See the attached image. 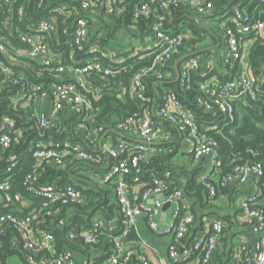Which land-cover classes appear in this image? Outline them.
<instances>
[{"label": "built area", "instance_id": "2783aa9c", "mask_svg": "<svg viewBox=\"0 0 264 264\" xmlns=\"http://www.w3.org/2000/svg\"><path fill=\"white\" fill-rule=\"evenodd\" d=\"M18 1L0 0L1 30H6L10 34L17 33L18 39L28 45L29 49L17 48L5 33L0 32V51L7 58V62L4 60L0 62L1 89L6 86H19L21 99L28 101L51 95L53 107L58 112L68 105H74L80 109L89 108V101L84 92V90L88 91L85 77L94 72H100L106 78L114 77L120 71L107 66L104 59L118 60L119 53L116 50L93 46L89 49L92 57L82 62L77 60V52H84L88 47L93 18L100 14L104 17V14L109 16L121 14L124 10L122 5L124 0H20L15 11ZM259 1L264 3V0ZM31 5L35 8L45 6L48 16L38 20L34 17L28 19ZM182 7L190 8L194 12L193 16H210L215 10V0H139L134 6L132 13L134 25L141 18H149L154 14L158 20L154 27L153 42L150 48L143 52L154 56L153 64L136 70L131 77V87L135 98L143 105L148 106L152 101V97L148 94L147 78L155 76L157 80H163L165 73L162 68L172 61L187 38L186 28L176 33L165 29L166 21L175 10ZM100 9H102L101 13L98 12ZM219 14L223 15L221 29L226 43L223 62L229 68H234L238 64L239 67L233 74L232 80L217 81L216 87L206 83L207 79L202 86L207 97H199L198 102L202 109L224 115L223 126H225L234 119L237 100L248 99V101L257 102L264 96L262 80L255 75L249 64L243 61L242 50L245 42L253 43L258 37L264 39V19L250 14L239 4L231 7L230 14H223L221 10ZM248 36L252 38L245 40ZM61 37L67 40L60 41ZM54 40L57 45H72L68 60L70 64L62 63L55 67L54 64L60 57L57 55L58 52L56 56L54 55L52 47ZM138 54L137 51L135 55ZM183 62L180 79L181 86L184 88L191 71H201V62L197 56H192ZM24 69L32 71L37 77H41L44 70L50 76L55 72L57 74L70 72L76 79L75 82L59 84L51 91H46L43 84L29 80ZM203 75L208 78L209 74L204 72ZM93 90L96 93L99 88L95 87ZM15 104L19 105L18 102ZM262 109L264 111V105ZM156 115L173 123L183 133L185 144L197 159L209 158L210 167L202 174L201 180L211 197H216L220 188L227 187L236 180L246 182L249 175L258 178L260 189L244 199L242 203L243 211L249 219L255 221L260 232L256 252L254 255L246 256L244 264H264V167L261 164H238L230 172L217 176L223 166L220 145L207 132V129L202 130L196 111L186 105L175 91H168L163 96V103L156 111ZM92 116L79 124V127L85 130L88 140L96 138L105 131L104 126L94 127L93 124L86 122L95 118L93 110ZM52 118L54 117H50L46 112H39L36 115V121L42 129L53 124ZM157 127L158 119L152 116L149 106L142 112L130 115L123 125V130L137 133L141 141H118L105 152L108 159H105L101 153L88 150L80 142L70 139L52 141L44 138L34 139L30 145V151L35 159L36 168L26 176V191L47 200L42 208H35L28 214L19 215L10 212L0 215V233L7 226H11L21 234L27 248L36 253L43 249L52 252L51 257H45L40 261L30 258L31 264H74L72 254L67 249L54 255L56 253V250H53L56 242L54 231L41 228L40 225L44 223L42 215L44 210L48 211L47 207L53 208L58 216L61 206L80 202L84 195L72 184L64 186L41 184L40 174L37 172L43 165H64L71 157L75 161L103 166L100 170L103 172L101 180L113 189L117 209L112 219L96 218L88 230L70 231L68 237L70 241L82 240L94 246L99 241V233L102 229L108 227L114 231L118 229V233L111 236L113 253L108 258L107 264H130L134 257V249L129 245L131 241L129 237L136 229L139 218L144 215L154 232L170 235L173 240L166 259H145L142 264H184L189 255L199 251L200 264H211L218 240L223 233L222 221H215L208 233L200 235L193 246L185 248L183 240L196 220L192 207L186 202L185 185L176 188L172 186L173 171L171 170L159 173L149 169L148 182L136 175L143 165H151L155 157L174 152L170 147L153 146L150 142ZM23 129L9 114H4L0 119V153L2 156L7 155L5 171L8 174L3 179L0 178V198L8 205L17 203L21 205L25 200L31 201L23 194L12 191V174H10L19 165L14 148L22 142ZM107 166L108 169H104ZM215 179H218L217 183L214 182ZM160 195H165L166 201H170L173 207V220L166 226H162L158 218L164 205V201L159 198ZM153 196H155L154 201L150 203L149 200ZM69 222V219L60 218L52 226H64ZM0 264H3L1 260Z\"/></svg>", "mask_w": 264, "mask_h": 264}, {"label": "trees", "instance_id": "16d2710c", "mask_svg": "<svg viewBox=\"0 0 264 264\" xmlns=\"http://www.w3.org/2000/svg\"><path fill=\"white\" fill-rule=\"evenodd\" d=\"M137 2H139V0H124L122 4L124 7L122 15L119 18L111 16L112 18H115L110 21V25L108 24L105 27V30L108 31L107 34L103 37H99V35L92 36V41L95 43L87 47L86 51L77 52V60L85 62L88 58H91L92 55L89 53V49H91L93 46H98L101 49H108L107 46H109L111 40L113 41L112 37L114 36V34L118 32V30H121L122 28H128L131 24H133L134 21L132 20V13ZM19 3L20 0L15 5V11H17ZM234 4H239L250 14L264 19V3H261L259 0H215V9L217 11L221 10L223 14H230V9ZM30 11L31 13H28V19H32L34 17L38 20L40 18L48 16L47 10H45V6L41 8H35L33 7V5H31ZM193 15L194 12L190 8L182 7L175 10L169 20H167L165 23V29L172 33L182 31L186 28L188 30H191L190 32L192 34V37L186 38V40L184 41V45L178 52L175 53L174 58L172 59V61H170L171 64L175 61L176 58L186 54V49L188 46L195 45L196 43L202 41L204 37L209 34V32L203 29L200 24L190 18ZM1 18L2 16L0 17V19ZM157 22L158 20L156 14L152 15L149 18H141L140 20L135 22V25H137L138 29L137 32L134 33V36H138L140 39L148 36L154 37V27ZM1 28L2 26L0 25V32L5 33V35L9 37L11 42L17 48L29 49L28 45L24 44L18 39L17 33L10 34L6 30H1ZM250 38L252 37H245V40ZM64 40H67V38H64ZM59 47H61V49L58 48V51H56V53L58 52L61 57L55 62V67L62 63H69V56L72 52L71 44H67L64 46L59 45ZM113 48H115V45H113ZM141 55L142 53H140V55L132 56L130 59H126L123 61H109L107 59H104V63L107 66L120 71L114 77H103L102 73L100 72H94L93 74L89 76L87 75L85 77L86 81H91L93 84V87L90 91L84 90L86 96H91L93 94L92 90L95 87H100L101 89L99 99L93 101V111L95 118L92 121L88 120L86 122L90 123L91 125L93 124L92 126L94 127L104 126L105 129L121 127L123 129V125L128 117L135 112H142L143 110H146L148 106L149 109L152 110V106L156 101H158V103L155 107V111L159 109V107L163 103L164 93L161 89V85H159L158 90L161 96L159 98L156 96L153 87V82H155V79H153V77H148L146 80L148 94L152 97L151 103L149 105L147 104L148 106H146L145 104L143 105L135 97L132 98L130 94H127L124 97H120L118 96V92L113 90L120 84V81H122L125 86H129L131 83L132 74L136 70L148 67L153 64V55L146 54L147 56L145 57ZM247 59L248 64L255 75L259 77L260 80H262V89L264 90L263 38L258 37L251 44ZM1 60L7 62V58L0 51V62H2ZM238 67L239 64L233 68V74L236 73ZM172 70L174 71L173 67ZM24 73L29 80L43 84L46 91H51L53 87L55 88L59 84H64L69 81L75 82V80H72L71 77L66 75L65 73L57 74L55 72L50 76V74L46 70H44L41 77L34 76L32 71L27 69H24ZM174 79H172L171 81L169 80L168 84H164L163 86H167L169 91L172 90L177 92L181 100L196 111L202 130L207 129L205 128L206 125H204L206 122L210 123L211 127L207 129V132L213 138H215L220 145V151L223 158V166L217 176H223L227 172H230L232 168L238 164H261L264 167V111L262 109V106L264 105V96H262L261 99L257 102L248 101V99L237 100L235 103V113L233 121H231L230 124L223 126V124H221L220 122L225 121L224 115H222L221 113L206 112V110L202 109L198 102L199 97H207L203 92L202 83H204L208 78L204 76L201 71L192 70L189 79L185 83L186 86L184 88L181 86L182 80L180 78L179 80ZM19 90V86H6L0 90V119L4 114H9L17 120L18 126L20 128L29 129L25 132L21 144L14 148V152L18 156L19 165L15 169V171H12V173L10 174H12V191L21 193L25 196V198L31 199L33 205L31 208L24 210L20 208L19 203L8 205L5 201H3V199L0 198V215L10 212L24 215L30 213L35 208L40 209L43 207V204L47 199H43L37 194L29 193L26 191V176L36 168L35 159L31 155L30 151L31 143L34 141V139H46L48 135L52 136L55 140L70 139L72 141L78 142L77 138L80 136V133H78V129L76 130V127L80 123H84L83 121L87 120L88 118V112L85 114L83 110L80 112V114H71L69 113V111L64 113L65 109L69 110V108L64 107L65 109L63 108L59 112V128H57L56 125H51V127L47 129H42L39 127L36 121V116L34 115L35 109L29 107V111H27L21 104L16 106L14 102V96L17 95ZM154 118L158 119L157 115ZM215 125L219 126L215 127ZM84 135H86V132L84 133ZM88 142H90V140H88ZM84 145L85 148L89 150V147L86 144ZM164 146L170 147L174 150V148L171 146V143H166V145ZM160 156H163V154L155 157L151 165H143L141 170L137 172L136 175L141 176L142 179L148 182L149 169H154L159 173L164 171V165H162V167L160 166L165 160L163 161V158ZM6 165L7 155L2 156V154L0 153L1 179H3L4 176L8 175L5 171ZM74 165L75 163H71L70 159H68L64 165L51 164L49 166H41L37 170V172L40 174V183L59 186L72 184L80 189L84 196H92L93 194H97L94 189H85L81 182H77L71 179L70 175L68 174V170L71 169ZM194 172L195 170H193L191 172V175L189 176L188 183L186 184V190H188L189 192V190L196 189L200 192L201 195L202 190H204L206 186L201 179L198 180L197 183V176H195ZM72 173L76 175L74 169H72ZM77 176H79L78 178L81 179L85 178L78 174ZM217 180L218 179H215L214 182L217 183ZM227 187L220 188L218 192ZM98 202L100 203V201L98 200L96 202H93V205H84L82 203L76 202L71 205L61 206L58 216L53 208L50 209V207H47L50 213L47 211V209L44 210V213L42 215L44 223H42L40 226L41 228H47L54 231L56 237L55 243L58 247L54 255L65 250L64 247L67 246L66 241L68 240L66 239V237H64L65 232H68V230L80 232L78 226H81L80 222H82V214H80V212H76L74 214V217L72 218V209L75 207H78L83 211L86 209H93L98 204ZM107 205L108 199L100 205L99 209L103 210L104 216L107 219H112L115 216L117 208L114 209V207L112 206L104 207ZM97 211L98 209H95L93 212H90V222ZM67 212H71L69 218L70 222L68 225H64L62 228H50L52 226V223L56 224L60 218L66 216ZM91 225L92 222L90 226ZM115 233H118V229L114 231L109 227L106 229H102L99 233V241L94 246L102 250L100 255L101 258H98L100 264L108 259L113 253L111 236ZM136 237L137 236L134 234V231H132L129 240H134ZM71 242L72 241H69V243ZM74 242L89 246V244L84 243L82 240ZM199 252L195 253L198 254ZM14 254H19L27 264H31L29 260L30 258H33L35 261H40L45 257H51L53 255L52 252L47 249H43L36 253L33 250L27 248L24 244V240L21 234L13 227L7 226L5 230L0 233V260L4 264L6 262V259ZM98 263L99 262H95L94 264ZM240 264H244V260Z\"/></svg>", "mask_w": 264, "mask_h": 264}, {"label": "crops", "instance_id": "0c3cea01", "mask_svg": "<svg viewBox=\"0 0 264 264\" xmlns=\"http://www.w3.org/2000/svg\"><path fill=\"white\" fill-rule=\"evenodd\" d=\"M102 9L98 12L101 13ZM210 15V18L214 17L216 14H219L220 11L217 13ZM105 17L102 18L101 14L96 15L93 18L91 31L89 36V43L88 47L93 45L92 36L99 35V37H103L107 34L108 31L105 30V27L109 24L112 19L115 17H120L122 15L119 14L112 18L109 15L104 14ZM195 17V16H193ZM191 18V17H190ZM193 19V18H191ZM209 18H205L203 23L212 27V24L209 22ZM195 21V20H194ZM96 25V26H95ZM137 25L131 24L128 28H122L118 30L114 34L113 41L111 40L109 46H107L108 50H116L120 58L117 61L128 60L132 56H135V53H142L143 57L149 55L144 54L145 49H149L154 37L148 36L140 39L138 36H134V33L137 32ZM214 30V34L210 33L204 37V39L195 45H190L186 49V54L194 52L193 56H197L201 62V72L202 74L208 73V82L213 84V87H216L217 81H230L233 79V68H229L223 62L224 54H225V40L222 36V29H216L212 27ZM187 38L192 37L191 30L187 29ZM59 35L57 34V37ZM64 40L61 37L60 41ZM250 42H245L242 46L244 58L243 61L248 63V52L251 48ZM115 45V48H113ZM52 47L54 55L56 56V51H58L59 44H56V41H52ZM210 50L201 51L203 48H210ZM138 54V55H139ZM61 57L60 54H57ZM142 57V58H143ZM60 59V58H58ZM184 64V62H182ZM182 66V65H181ZM174 68V71L172 70ZM165 73V77L163 80H157L155 76H150L155 79L153 82V87L156 96H161L158 86L161 85V89L164 95L169 91L167 86H163L164 84H168L169 80L172 79L176 80L177 72L174 67V62L171 64L170 62L162 68ZM66 75L70 76L72 80H75V76L72 75L70 72H66ZM65 75V77H66ZM149 77V78H150ZM167 79V80H166ZM120 84L114 88L113 90L118 92V96L124 97L127 94H130L132 98L135 97L134 91L131 87V83L129 86H125L122 81L119 82ZM0 82V89L2 88ZM204 83H202V86ZM88 90H91L93 84L91 81H87ZM98 92H94L91 96H87L88 99V107L85 109H79L76 106H67L65 108L64 113L69 111V113H77L83 110L85 114L88 112V119L92 116L93 110V101L99 99L101 89L100 87ZM15 101L18 104L25 107L27 111H29V107L35 109L34 115L36 116L39 112H46L49 114L50 117H54V122L52 125H56L59 128V115L60 111H56L53 107V100L51 95H47L44 97H40L35 101H28L21 99L20 92L18 91L17 95L14 96ZM91 106V107H90ZM153 108V106H152ZM152 116H156L155 108L154 110H150ZM154 112V115H153ZM93 117V116H92ZM206 122V121H205ZM204 125L205 128H210V123L206 122ZM65 126V125H63ZM219 125H215L217 127ZM51 127V126H50ZM26 128V127H25ZM49 128V127H48ZM47 129V128H46ZM78 129V133L80 136L77 138L78 142L81 144H86L90 150L96 151L97 153H101L105 159H108V156L105 155V152L108 151V148L115 145L118 141L127 140L130 142H140L141 139L139 138L138 134L135 132H125L121 127L119 128H106L105 131L100 133L96 138L90 140L86 139V135H84L85 130L80 128L79 125L76 127ZM29 129H23V137L25 132ZM48 141L55 140L52 136L48 135L46 138ZM153 146L158 145H166V143H171V146L174 148V153L169 154L165 153L163 156V161L161 166L165 170L173 171V178H172V186L174 188L181 187L188 183L189 176L191 172L195 170L194 174L197 176V183L198 180L201 179L203 173H205L210 167V161L208 157H202L197 159L193 153L190 151L188 146L184 142L183 133H181L177 127L169 122L166 119L158 117V127L155 135L152 137L150 141ZM85 146V145H84ZM104 150V151H102ZM71 163H75V165L71 168L75 171V176L81 175L85 178L82 180V185L85 186V189H94L97 194H93L92 196L85 195L83 199L79 202L84 205L92 204L97 200L100 201L93 209H86L85 212H93L95 209H98L96 214L93 216L92 221L96 218H105L104 212L102 209H99L100 205L103 204L108 199V205L104 207H117L116 197L114 194L113 189L105 185L102 180V171L98 168H103L100 164H91L85 161H75L70 157ZM98 167V168H97ZM70 170V169H69ZM68 170V171H69ZM81 179V178H80ZM260 189V181L254 175H249L246 182H240L238 180L232 182L227 188L222 189L218 192L216 197H211L210 193L207 188L200 192L196 189L193 190H186V202L192 207L196 220L194 224L191 226L187 237L183 240V244L185 248H189L193 246L197 238L202 235L208 233L212 229V225L215 221H222L224 225L223 233L218 240L217 247L214 251V254L211 259V264H240L243 262L246 256L254 255L259 244L260 239V232L257 229V224L252 219H249L248 216L242 209L243 200L248 198L252 193L258 191ZM96 195V196H95ZM103 198V199H102ZM152 202V199L149 200ZM33 205V202L30 200H25L20 205L21 209H29ZM78 209L80 208H73L72 218L76 212H80ZM82 214V222H80L81 226H78L79 231L83 232L90 228L91 222L89 221V215L80 212ZM71 212H67L65 217L62 219H69ZM159 218V222L162 226H166L170 224L173 220V207L167 211V214L163 216V212H161ZM53 225V223H52ZM53 227V226H51ZM62 228L63 226H58ZM73 230H68V232L64 233V237L68 241H66V245L64 249H67L71 252L72 258L74 260V264H90L100 261L98 258H101L102 250L92 245H83L76 242L69 243V232ZM134 234L137 236L134 240L130 241V246L134 249V257L130 264H142V261L145 259L150 260H159V259H166L169 254V247L172 243L173 237L170 235H162L159 233L154 232L148 223L146 216H141L137 222L136 229L133 230ZM57 245H53V250H57ZM108 259H106L101 264H107ZM4 264H27L19 254H14L9 256L6 259ZM184 264H200V255L194 253L189 255Z\"/></svg>", "mask_w": 264, "mask_h": 264}, {"label": "water", "instance_id": "95a60500", "mask_svg": "<svg viewBox=\"0 0 264 264\" xmlns=\"http://www.w3.org/2000/svg\"><path fill=\"white\" fill-rule=\"evenodd\" d=\"M191 18H193V20H195L198 24H200L201 27H202L203 29H205V30H207L208 32L214 34V30L212 29V27L209 26V25H207V24H205V23H203V20H204L205 18H210V16L198 15V16L191 17ZM210 49H212V47L207 48V49H206V48H203L201 51L210 50ZM193 55H194V52H191V53H187V54H184V55H182V56H179L178 58L175 59V61H174V67H175L176 72H177V78H176V80H179V78H180V74H181V63H182L183 61H185V60H188V59H189L190 57H192ZM159 97H160V95L158 96V98H159ZM157 103H158V101H156V102L153 104V108H152V110H154V108L156 107ZM206 112H209V111L206 110ZM153 115H154V112H153ZM102 151H104V150H102ZM104 152H105V151H104ZM105 154H106V153H105ZM97 168H98V167H97ZM98 169H99V170H102L103 168H98ZM104 169H108V166L105 167ZM68 174L70 175L71 179H73V180H75V181H77V182H82V181H83L82 179L76 177V176L72 173V170H71V169L68 171ZM154 198H155V196L152 197V202L154 201ZM159 198H160L162 201H164V205H163V207H162V212H163V216H165V215L167 214V211H168L169 209L172 208V203H171L170 201H166V197H165V195H160ZM78 210H79L80 212H82V213H85L86 215H89V214H90V212H87V211L85 212V211H83V210H81V209H78ZM113 224H116V223H113Z\"/></svg>", "mask_w": 264, "mask_h": 264}, {"label": "rangeland", "instance_id": "374dc122", "mask_svg": "<svg viewBox=\"0 0 264 264\" xmlns=\"http://www.w3.org/2000/svg\"><path fill=\"white\" fill-rule=\"evenodd\" d=\"M215 13H217V10L216 9L214 10V13L213 14H215ZM222 16H223L222 14H216L214 17L209 18L210 19L209 22L212 24V27H215L216 29L221 30L220 27H221L222 22H223ZM216 123H217V121H216ZM220 123L223 124V125L225 124L224 122H220Z\"/></svg>", "mask_w": 264, "mask_h": 264}]
</instances>
